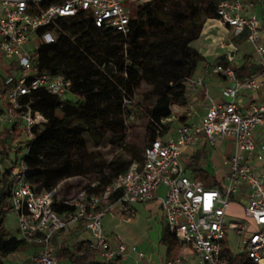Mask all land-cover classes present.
<instances>
[{"label":"built area","instance_id":"obj_1","mask_svg":"<svg viewBox=\"0 0 264 264\" xmlns=\"http://www.w3.org/2000/svg\"><path fill=\"white\" fill-rule=\"evenodd\" d=\"M152 0H0V132L5 150L17 155L10 167L0 165V177L7 172L10 195L4 208L13 214L17 241L27 249L8 255L4 264H57L56 233L69 236L81 226L89 236V249L104 262H117L128 252L143 259L145 254L128 247L121 240L112 244L103 228V219L120 215L130 223L136 214L134 205L156 200L165 224L181 250L187 249L198 264H230V257L247 256L253 264H264V172L256 171L251 160H264V145H257L254 132L264 129V94L258 105L244 114L235 99L241 90H257L253 79L239 80L227 64H216L212 72L229 80L223 89L227 101L209 106L193 124H181L165 137L149 141L141 161L129 164L101 193L97 183L86 177H73L48 191H36L29 182L24 163L25 145L33 139L32 128L46 123L33 112L27 101L33 91L44 88L64 98L71 80L63 75L40 73L36 64L41 44L53 43L55 33L42 32L58 18L86 13L96 28H111L126 35L135 10ZM253 0H227L217 7V20L235 37L243 36L252 46L264 73V33L258 18L248 13ZM202 80H188L187 90H196ZM214 145L218 140H232L229 173L225 179L208 187L202 180L185 173L180 157L186 149L197 150L200 136ZM24 138V140H22ZM194 160V152L188 155ZM159 187L164 194L156 195ZM70 188L71 194H65ZM113 196H116L112 199ZM245 201L243 218H232L227 210L236 198ZM54 204L71 210L58 213ZM236 238L230 248L228 236ZM227 249V251H226ZM191 260L181 253L166 264H185ZM130 264H137L132 260Z\"/></svg>","mask_w":264,"mask_h":264},{"label":"trees","instance_id":"obj_2","mask_svg":"<svg viewBox=\"0 0 264 264\" xmlns=\"http://www.w3.org/2000/svg\"><path fill=\"white\" fill-rule=\"evenodd\" d=\"M222 1L227 0H152L137 8L126 35L111 28H96L86 13L58 18L42 30L55 33L56 39L39 46V72L63 75L71 80V87L64 98L39 88L24 100L47 120L32 128L33 139L25 145L27 179L36 191H48L73 177H86L89 183H97L93 191L101 193L126 172L131 162L142 160L145 146L140 151L136 141L125 145L128 122L145 117L148 142L169 133L174 125L171 107L188 105L185 83L203 61L190 44L200 37L208 19L217 20V7ZM186 121L184 117L176 120L178 124ZM84 134L90 136L95 147L108 138L111 145L125 148L130 159L126 163L118 158L107 162L98 152H88ZM5 154L0 139V156ZM193 173L194 178L209 180L205 172ZM9 195L5 172L0 177V264L8 255L27 249L2 227ZM53 208L58 213L71 210L62 204ZM160 241L167 260H175L179 245L166 224ZM54 242L57 262L118 263L101 261L89 249L88 240L79 242L75 251L67 243ZM229 261L253 264L247 256L230 257Z\"/></svg>","mask_w":264,"mask_h":264},{"label":"crops","instance_id":"obj_3","mask_svg":"<svg viewBox=\"0 0 264 264\" xmlns=\"http://www.w3.org/2000/svg\"><path fill=\"white\" fill-rule=\"evenodd\" d=\"M262 1L263 0L251 1V6L248 8V13L258 18L264 33V9L260 8L258 5ZM190 46L197 50L203 57V61L199 64L194 76L191 79H201L202 85L194 91L187 90L189 101L188 105H173L171 107L170 120L174 121V125L171 129L181 125L176 122L178 117L187 118V121L184 123L187 125L199 121L205 112V109L209 106V100H212L216 103L227 101L222 92L223 89L229 85V80L212 72L214 65L220 61L224 62L223 65L228 64L232 68L237 79H253L257 84H259V88L257 90H241L238 93L234 102L242 113L248 114L250 112L251 105H258L262 101L264 94V73L261 66L259 65V60L252 46L245 40L243 36L235 37L231 33L230 29L221 24L218 20L208 19L204 23L200 37L191 43ZM0 135H3L2 132H0ZM254 136L257 145H264L263 128H257L254 132ZM225 141L224 147L222 146L221 149L223 152L221 160L222 167L228 164L230 155L234 153L233 141ZM221 143L222 142H216L215 144ZM193 152L194 155H196L198 149L195 151L186 149L180 157V162L184 166L185 173L187 170L185 166L190 165L191 162H196L195 158L193 161H190L188 158V155L192 154ZM250 164L256 171L264 172V160L262 162L251 160ZM229 169L230 167L224 171L222 175L224 177L220 180L227 177ZM194 171H202L207 173L209 177H212L215 176L214 173L216 171V167L214 164L207 163L202 168L193 169L188 176L194 178ZM220 180H216L210 186L207 185L208 181L203 182L208 187H214ZM163 194V187H159L156 191V195L162 196ZM240 198L241 197L236 198L230 208L233 207L235 210L240 208L242 211L245 201ZM134 210L136 216L130 223L123 222L120 218V215L117 214L112 218L110 217L111 219L117 220V222L114 224L115 228H119L122 223L130 226L127 232L124 234L104 232L112 244H115L117 240H121L125 242L128 247H135L137 251L143 252L145 257L138 260L135 254L128 252L122 259L118 261L117 264H130L132 260H137V264H166L169 261L166 258V248L161 244L160 241L165 220L159 203L156 200H153L149 203H137L134 205ZM70 236H79L78 242L89 240L88 234L81 226L75 228ZM74 241L76 242L77 239ZM180 253L188 260H191V264H198L195 262L189 250H181L179 247L177 257L180 255ZM185 264L190 263L185 262Z\"/></svg>","mask_w":264,"mask_h":264},{"label":"rangeland","instance_id":"obj_4","mask_svg":"<svg viewBox=\"0 0 264 264\" xmlns=\"http://www.w3.org/2000/svg\"><path fill=\"white\" fill-rule=\"evenodd\" d=\"M260 8L264 9V0L258 4ZM137 10V9H136ZM135 10V12H136ZM133 13V15L135 14ZM0 74L1 71H0ZM132 120V119H131ZM146 127H147V119L145 117H141L139 119L132 120L127 123L126 128V134L127 139L125 141V145H129L132 142L136 141V148H138L140 151H142L143 147L146 146L148 143V138L146 136ZM0 139L3 140V135H0ZM84 141L88 152H98L100 157L109 162L113 158L120 159L121 162L126 163L130 159L129 153L125 150V148L120 146L111 145L108 141V138L103 141L99 147H95L92 139L88 134H84ZM24 140V138H22ZM222 142L221 144H215V145H209L207 143V140H205L204 135L202 134L200 136V143L198 144V152L196 155H194V158L196 159L195 163H190V165H186V174L190 175L193 169L195 168H202L205 164L210 163L214 164L216 167L215 176L209 177L208 182L210 184L214 183L216 180H220L224 176L223 173L225 170L229 168V165L226 164L223 167L221 166V160H222V146L224 147L225 140L217 141ZM5 150V149H4ZM5 156H0V165L5 169L10 167L11 163L15 161L17 158V155L14 153H11L7 150H5ZM107 172V171H105ZM65 194H71L70 188ZM227 215L232 218H243V214L241 209L235 210L233 207L229 208L227 210ZM117 222V220L111 219L109 216L105 217L103 219V228L105 232L113 233V234H124L129 230L128 225L125 223H120L121 226L119 228H115L114 224ZM3 229L8 233L10 236H17V225L16 220L13 214L5 213V219L3 222ZM141 235V234H139ZM138 235V236H139ZM70 236V235H69ZM62 236L61 233H56L54 236L55 241L58 243L61 242L63 245L68 244V246L71 248L72 251H75L76 247L78 246V238L79 236ZM77 241L75 242L74 240ZM228 241L230 248L233 250H236V253H240L241 251L239 249H236V238L229 234ZM57 264H68L66 259H59Z\"/></svg>","mask_w":264,"mask_h":264}]
</instances>
